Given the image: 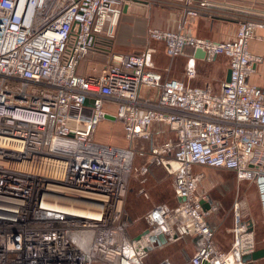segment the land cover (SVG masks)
I'll use <instances>...</instances> for the list:
<instances>
[{
    "label": "built area",
    "instance_id": "1",
    "mask_svg": "<svg viewBox=\"0 0 264 264\" xmlns=\"http://www.w3.org/2000/svg\"><path fill=\"white\" fill-rule=\"evenodd\" d=\"M128 1L0 0V264H144L159 233L198 237L192 264H248L241 258L255 249L252 223L241 221L235 204L234 241L229 250L217 246L193 166L233 170L252 182L264 224V90L249 80L260 60L249 41L260 22L240 17L226 40L194 36L186 17L215 2L181 0L174 27L148 28L170 57L191 50L187 78L195 75L196 49L205 61L227 56L229 79L217 92L163 77L149 50L112 54L99 74L79 73ZM108 102L115 107L105 108ZM106 114L121 122L129 145L149 141L143 163H133L132 146L94 138ZM164 127L173 136L157 139ZM40 159L57 161L61 173L19 166ZM150 165L172 175L176 201L153 205L146 232L130 237L123 199L131 174L145 176Z\"/></svg>",
    "mask_w": 264,
    "mask_h": 264
},
{
    "label": "crops",
    "instance_id": "2",
    "mask_svg": "<svg viewBox=\"0 0 264 264\" xmlns=\"http://www.w3.org/2000/svg\"><path fill=\"white\" fill-rule=\"evenodd\" d=\"M215 6L212 10H202L201 15L193 17H186L185 31L198 37H205L212 40H226L233 38L238 26V20L240 19V13H243L242 9H239L240 13L235 11L234 8H228L226 6L227 0H213ZM238 3L235 4L237 6ZM238 7H241L239 5ZM210 9V8H207ZM260 25L257 26L253 38L249 41V49L252 53L260 56V60L253 64L254 70L251 73L249 80L264 90V39L260 37L264 36V9H259ZM229 13L230 17L226 16ZM182 1L181 0H136L128 1L122 6L119 15L112 16L108 20V24L113 26V34L111 37L102 36L96 41L93 49L81 60L77 67L79 73L85 75H96L101 72L103 67L111 61L112 54H126L140 51H132L134 48L144 45V48L148 47L150 42L159 43L162 46L163 55L167 58H171L165 52V46L160 40L146 38L148 28H172L182 17ZM254 17V16H253ZM150 47V46H149ZM191 50H186L185 54L174 56H186V63ZM161 55L157 54L153 49L151 53L153 67L155 70L161 73L163 77L185 79L184 81L193 86H204L206 84H212L217 86L216 81L204 78V76L197 72L196 66L198 63L210 62L205 61L203 58L195 57V75L192 78H185L183 73L176 75L163 74L166 63L163 61H155L154 57ZM194 55V52H193ZM215 56L213 59H215ZM89 58V61H86ZM165 58V57H164ZM173 58V59H174ZM228 59V58H227ZM155 61V62H154ZM84 62L91 63L90 69L83 67ZM157 63V66L156 64ZM229 63V60H228ZM168 64V63H167ZM229 66V64H228ZM228 69V67H227ZM186 75V74H185ZM225 80V78H224ZM211 85V86H212ZM213 87L214 91L215 88ZM220 86L216 89L219 91ZM216 91V92H217ZM115 106L108 102L105 104V108L111 110ZM157 126H153L156 129ZM171 134H173L171 132ZM173 135H171L172 137ZM228 170V169H224ZM200 166H193L194 173H201ZM234 172L233 170H229ZM254 185V202L257 205V216H254V221L249 218L244 222L252 223L254 228V242L255 249L264 247V224L261 221V208L259 205L258 192ZM132 189V187L130 188ZM144 189V188H143ZM256 189V190H255ZM139 191V189H138ZM141 196L139 198L134 196V201L130 203V213L127 215L129 220L128 234L130 237H136L144 232L147 228V223L144 218L147 211L155 204L159 202H165L170 205L175 204L174 194L169 201H157L155 203L147 202L145 198H148V191H139ZM152 201V198H151ZM208 205L205 209L208 211L207 220L213 230V240L220 248L229 250L234 241V226L235 219H233L229 206L219 204L210 196H208ZM216 203V204H215ZM210 204H213L210 208ZM233 205L234 203H229ZM143 216V220L140 217ZM138 220H134V218ZM133 218V219H132ZM141 220V221H140ZM140 221V222H138ZM233 227V228H232ZM198 242V237H190L188 235L177 236L172 239H168L163 242L153 241L152 247L148 252V255L144 259V264H156L161 260L167 258L171 264H192L190 258L195 251V244ZM102 264V263H95ZM248 264H264V258H258L256 260L251 259Z\"/></svg>",
    "mask_w": 264,
    "mask_h": 264
},
{
    "label": "rangeland",
    "instance_id": "3",
    "mask_svg": "<svg viewBox=\"0 0 264 264\" xmlns=\"http://www.w3.org/2000/svg\"><path fill=\"white\" fill-rule=\"evenodd\" d=\"M235 1L236 3H238L237 6L234 5ZM239 5H241V7H238ZM226 6L228 8H234V10L239 13V9H242L243 13H240V17L242 18H254V20L261 22V17L257 14H260L259 9H264V0H227ZM226 16L230 17L229 13ZM146 38L149 40L151 39L148 34V31L146 33ZM148 45L150 47L148 46L146 47V49L144 48V45H141L139 47L134 48L132 51L149 50L152 53L154 49L157 54H161L154 57L155 61H163V63H166V66H168L164 68L165 71H163V74H167V76H169L176 75L180 72L183 73L186 78V56H178L176 58L171 57L169 59L163 55V49L161 44L150 42V44ZM86 61H89V58ZM155 64L157 66V63ZM90 66H92V62L87 63V65L84 62L83 67H86L85 69L89 70ZM196 67L197 72H200L204 76V78H209L212 82L216 81V87H214V85L212 84L210 85H212V89L214 87L215 91H217L216 89L221 85L225 78L226 70L228 67V59L227 56L219 54L215 59H212L210 62L201 61L197 64ZM161 130L162 132L159 136H157V139L161 140L163 138L171 137L172 134L168 128L164 127ZM94 138L102 142L122 147L132 146L136 151V156L133 160V163L136 165L141 164L144 162V160H146V155L144 153H147L149 141L139 139L133 145H129L128 141L124 137L122 124L118 120H112L107 118L101 120L96 128ZM140 152H142L144 155L141 156L139 154ZM200 170L202 178L197 184V192H203L219 204L229 206L228 208L233 219L234 205L236 204L238 206V213L240 214V219L242 222L246 221L249 218L254 221V216H257L258 212L256 202H254V184L252 182H248L246 180H238L235 175V172L224 170L223 168L200 166ZM143 178L144 181L141 182V179ZM131 187L132 189H130ZM173 187V177L165 170L163 166L150 165L149 171L145 176L133 172L130 176L128 187L126 189V193L123 199V217H128L127 215L130 213L129 211L131 208L130 203L134 201V196H138L139 198L144 199L141 196V193H139L140 190L143 193L144 190L148 191L149 196L148 198H145V200L147 202L149 201V203H155L161 200H171L174 194ZM231 202H233L234 204H229ZM140 219L143 220V216L140 217ZM134 220L137 221L138 219L135 217ZM128 228L130 227L128 226Z\"/></svg>",
    "mask_w": 264,
    "mask_h": 264
},
{
    "label": "water",
    "instance_id": "4",
    "mask_svg": "<svg viewBox=\"0 0 264 264\" xmlns=\"http://www.w3.org/2000/svg\"><path fill=\"white\" fill-rule=\"evenodd\" d=\"M194 56L195 57H198V58H203V56H204V53H203V51L201 50V49H196L195 51H194ZM229 73H230V70H229V68L226 70V75H225V80H228L229 79ZM105 118H107V119H115L113 116H111V115H108V114H106L105 115ZM203 204V208L205 209V207L208 205L207 203H205V202H203L202 203ZM144 232H146V230L144 231ZM151 241L153 242V241H158V242H165L166 240H167V238H166V236L163 234V233H159V234H157V235H154V236H151ZM258 258H264V247L263 248H260V249H254V251L253 252H251V253H249V254H244L243 256H242V258H241V261L242 262H248L249 260H251V259H254V260H256V259H258Z\"/></svg>",
    "mask_w": 264,
    "mask_h": 264
},
{
    "label": "bare ground",
    "instance_id": "5",
    "mask_svg": "<svg viewBox=\"0 0 264 264\" xmlns=\"http://www.w3.org/2000/svg\"><path fill=\"white\" fill-rule=\"evenodd\" d=\"M22 168L33 169L39 172H58L61 173V166L57 161L40 159L33 162H21L19 164Z\"/></svg>",
    "mask_w": 264,
    "mask_h": 264
}]
</instances>
